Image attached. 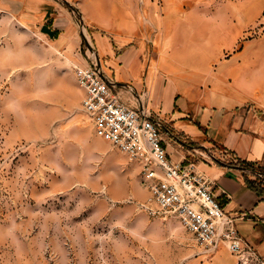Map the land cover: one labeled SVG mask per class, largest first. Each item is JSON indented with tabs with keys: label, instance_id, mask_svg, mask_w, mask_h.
I'll use <instances>...</instances> for the list:
<instances>
[{
	"label": "rangeland",
	"instance_id": "1",
	"mask_svg": "<svg viewBox=\"0 0 264 264\" xmlns=\"http://www.w3.org/2000/svg\"><path fill=\"white\" fill-rule=\"evenodd\" d=\"M115 14L154 40L175 31L203 85L239 69L264 95V0H0V264H264L201 252L179 219L149 215L140 164L96 135L75 66L106 74L96 42Z\"/></svg>",
	"mask_w": 264,
	"mask_h": 264
},
{
	"label": "crops",
	"instance_id": "2",
	"mask_svg": "<svg viewBox=\"0 0 264 264\" xmlns=\"http://www.w3.org/2000/svg\"><path fill=\"white\" fill-rule=\"evenodd\" d=\"M54 15H48V25L60 33ZM116 17L99 26L103 32L96 42L100 56L108 57L106 76L116 83L123 101L162 121L163 145L171 159L197 163L264 262V193L248 185L246 173L255 179L249 170L230 165L241 159L264 168V95L243 84L239 69L222 72L233 76L231 80L213 79L203 85L187 70L189 52L170 50L175 31L166 39L163 30L154 40L151 27L127 25ZM152 42H161L163 48L149 51L145 44Z\"/></svg>",
	"mask_w": 264,
	"mask_h": 264
},
{
	"label": "built area",
	"instance_id": "3",
	"mask_svg": "<svg viewBox=\"0 0 264 264\" xmlns=\"http://www.w3.org/2000/svg\"><path fill=\"white\" fill-rule=\"evenodd\" d=\"M75 74L85 92L82 109L94 124L96 135L140 164L149 192L142 207L148 214L179 219L206 254L225 245L242 263L258 258L255 247L240 233L236 218L226 211L212 181L197 163L171 159L163 145L162 121L123 101L115 82L98 63H78Z\"/></svg>",
	"mask_w": 264,
	"mask_h": 264
},
{
	"label": "trees",
	"instance_id": "4",
	"mask_svg": "<svg viewBox=\"0 0 264 264\" xmlns=\"http://www.w3.org/2000/svg\"><path fill=\"white\" fill-rule=\"evenodd\" d=\"M231 166L233 167H238L242 169H251L253 172L251 175H255L254 172H260L264 174V168L262 167H257L253 163L247 162L245 160L239 159L237 163H230ZM246 181L249 186H251L255 191L259 193H264V177H259L258 175H255V179H251L249 177V173H246Z\"/></svg>",
	"mask_w": 264,
	"mask_h": 264
},
{
	"label": "water",
	"instance_id": "5",
	"mask_svg": "<svg viewBox=\"0 0 264 264\" xmlns=\"http://www.w3.org/2000/svg\"><path fill=\"white\" fill-rule=\"evenodd\" d=\"M105 77V75H103ZM106 78V77H105Z\"/></svg>",
	"mask_w": 264,
	"mask_h": 264
}]
</instances>
